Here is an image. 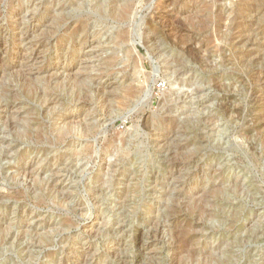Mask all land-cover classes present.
Instances as JSON below:
<instances>
[{"label": "rangeland", "instance_id": "374dc122", "mask_svg": "<svg viewBox=\"0 0 264 264\" xmlns=\"http://www.w3.org/2000/svg\"><path fill=\"white\" fill-rule=\"evenodd\" d=\"M193 249L264 264V0H0V264Z\"/></svg>", "mask_w": 264, "mask_h": 264}, {"label": "bare ground", "instance_id": "6f19581e", "mask_svg": "<svg viewBox=\"0 0 264 264\" xmlns=\"http://www.w3.org/2000/svg\"><path fill=\"white\" fill-rule=\"evenodd\" d=\"M119 9V8H118ZM121 9V8H120ZM119 9V10H120ZM128 9V8H127ZM125 9L124 11L126 12ZM116 11V10H115ZM58 18H60V20L64 18L65 15H63V13H60L58 14ZM55 21V20H54ZM52 22V21H51ZM178 34V33H177ZM120 41V40H119ZM152 51V50H151ZM262 78V77H261ZM113 87V86H112ZM136 89V87H135ZM128 90V89H127ZM144 90V89H143ZM145 93V92H144ZM147 94V93H146ZM189 94V93H188ZM185 97V96H184ZM146 100V99H145ZM172 100V99H171ZM173 101V100H172ZM141 102V101H140ZM139 102V103H140ZM145 102V101H144ZM143 104V103H142ZM5 110V109H4ZM216 122V121H215ZM120 157V156H119ZM175 161V160H174ZM110 170V169H109ZM24 178V177H23ZM211 218H214L216 217V215H210ZM89 230V229H88ZM93 232V231H92ZM145 233V232H144ZM141 234V233H140ZM143 234V233H142ZM141 234V236H142ZM153 235V234H152ZM151 235V236H152ZM147 237V236H146ZM143 239V238H142ZM148 243V242H147ZM146 243V244H147ZM141 244V242H140ZM237 244V242H233V244L231 245H235ZM208 245L207 243L203 244L202 245V248H206ZM149 247V246H148ZM146 249V248H145ZM202 250H200V253L197 249H193V251H191L190 255H189V260L192 261V262H195V264H211V263H215V264H230L232 261H234L235 259V254L234 252H232L231 250H227L226 253H223V252H220V253H217L216 255H209L208 256L206 254H203V252H201ZM228 253V254H227ZM197 254H200V256H198ZM95 255V254H94ZM142 255V254H141ZM178 256V255H177ZM93 257V256H92ZM87 258V257H86ZM209 259L208 262H206L205 259ZM92 260H94V257L92 258ZM99 260V259H98ZM139 260V259H138ZM87 261V260H86ZM93 262V261H92ZM76 263V262H75ZM85 263V262H84ZM140 263V262H139Z\"/></svg>", "mask_w": 264, "mask_h": 264}, {"label": "built area", "instance_id": "2783aa9c", "mask_svg": "<svg viewBox=\"0 0 264 264\" xmlns=\"http://www.w3.org/2000/svg\"><path fill=\"white\" fill-rule=\"evenodd\" d=\"M124 128V126H121V129H123Z\"/></svg>", "mask_w": 264, "mask_h": 264}]
</instances>
